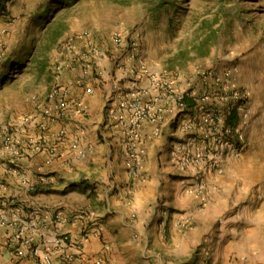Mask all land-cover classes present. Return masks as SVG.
Returning a JSON list of instances; mask_svg holds the SVG:
<instances>
[{"label":"rangeland","instance_id":"1","mask_svg":"<svg viewBox=\"0 0 264 264\" xmlns=\"http://www.w3.org/2000/svg\"><path fill=\"white\" fill-rule=\"evenodd\" d=\"M1 1L5 7L0 5V148L9 152L4 144L6 130L16 146L20 147L15 139L16 132L20 131L28 133L26 144L29 136L45 134L48 144L55 147L50 144L48 128L42 120L60 119L66 112L47 118L39 112L36 100L45 102L52 88L68 86L67 108L75 105L76 110L84 114L81 102L71 98L70 93L74 87L91 92L87 83L92 77L102 81L106 78L113 91L109 99L121 92L119 96L123 98L118 104L123 105L125 98H131L137 88L133 85L127 95L124 83L136 81L138 84L140 81L132 78L138 77L139 66L145 64L151 71L173 77L178 91L190 95L184 110H178L171 101L166 106L170 109L166 117L174 114L169 119V127H174L175 131L180 123L185 127L186 139L178 147L190 139L198 143L202 136L204 129L197 124L201 123L203 111L196 107L193 97L200 100L204 94L210 96L205 103L201 102L204 109L217 106L226 112V108H232L233 113L226 118L224 115L222 120L244 135L241 154L224 157L220 167L211 172L183 166L179 162L183 148H174V163L181 171L191 174L185 189L199 199L198 207L203 208L211 194L219 191L224 192L231 203L236 196L240 202L249 198L254 205L264 202V0ZM79 36L91 38L93 42L79 48L74 42ZM117 37L121 40L117 41ZM90 46L102 49V55H94ZM86 56L92 62L89 67ZM99 60L104 62L103 71ZM58 66H61L59 73ZM73 68H79L80 75L63 82L62 75ZM228 69H233L230 78L233 85L230 86L244 94L236 102L243 111L212 95L223 89L217 78L224 76V70ZM77 80L84 85L71 84ZM157 92L149 93V98L157 97ZM189 120L195 121L196 127L189 126ZM30 128L33 132H29ZM60 131V138L66 135V130L59 127L56 139ZM84 151L86 156L87 150ZM154 165L156 172H161L160 159ZM139 174L131 173L132 176ZM34 191L36 187L28 189V192ZM8 201L10 204L11 199ZM22 203L18 202V206L24 208L21 214H26L33 205L28 207ZM215 228L214 224L213 231ZM62 253L67 252H61V264ZM199 253L198 249L196 264H210L209 255L199 258ZM26 256L35 261L30 254L23 257Z\"/></svg>","mask_w":264,"mask_h":264},{"label":"crops","instance_id":"2","mask_svg":"<svg viewBox=\"0 0 264 264\" xmlns=\"http://www.w3.org/2000/svg\"><path fill=\"white\" fill-rule=\"evenodd\" d=\"M74 42L81 48L93 40L79 36ZM98 65L103 71L104 62L99 60ZM79 75V68H73L61 79L67 82ZM104 79L89 78L91 92L78 87L71 90L70 97L81 102L86 116L74 105L66 108L63 118L42 120L57 154L51 163H47L45 150H28L25 132L15 134L24 150L20 158L0 148V181L7 184L0 193V204L8 212L18 213H24L18 202L41 206L48 211L35 221L41 234L56 229L78 239L85 230L84 255L110 264H196L198 249V257L209 255L210 264H264V202L254 205L252 198L240 202L236 196L231 203L219 191L211 194L203 208L198 207L199 199L185 189L190 172L181 171L174 163V148L186 139L181 123L176 131L168 125L174 114L162 124L142 125L146 155L140 174L131 175L132 165L116 117L127 106L118 104L121 92L109 99L112 85ZM137 80L149 87L146 77ZM133 84L124 83L127 95ZM59 127L66 135L56 139ZM80 150H87L84 158L78 155ZM158 159L163 167L159 173L154 165ZM23 179L35 185L36 192H28ZM54 213L68 221L54 222ZM185 222L188 225H182ZM39 232L37 240L41 239ZM16 234L14 228L0 226V264H34L30 256L15 255L19 244ZM73 250L54 251L56 264H61V252ZM76 263L83 264L82 259Z\"/></svg>","mask_w":264,"mask_h":264},{"label":"built area","instance_id":"3","mask_svg":"<svg viewBox=\"0 0 264 264\" xmlns=\"http://www.w3.org/2000/svg\"><path fill=\"white\" fill-rule=\"evenodd\" d=\"M121 38L117 37V41ZM90 51L94 55H102V49L97 46H90ZM89 67L92 63L89 56L85 57ZM61 70V66H58V73ZM136 79H140L142 76L149 80V87H144L137 82H134L136 91H134L131 98L124 102L127 106L126 111H123L116 115L117 121L121 126V130L124 135V148L129 156L132 169V174H137L140 171L141 163L145 156L146 148L143 144V136L141 134V127L144 123H151L155 125L162 124L166 121V113L170 111L167 108V102L171 101L175 104L178 110H184L187 107V99L189 94L180 93L176 87L175 79L173 77L165 76L163 74L154 73L148 69L145 64H141L137 70ZM233 69L224 70V76L217 78L222 84V90L212 94L213 97L221 101L222 103H232V107L238 110L243 108L236 105L237 100L243 98L240 91L231 87L233 81L231 76ZM233 80V79H232ZM139 81V80H138ZM227 82V83H226ZM75 86H83L81 80L71 82ZM150 91H158L157 97L148 98ZM68 86L57 85L52 88L48 93L45 102H39L36 100V105L39 112L47 118H55L62 116L68 106ZM193 99L197 102L196 107L203 111L201 123L197 124L203 127V133L198 143L195 140L190 139L186 143L182 144L178 148H183L181 159L179 162L183 166H194L200 171L211 172L220 167V164L224 157H238L241 154L244 135L239 129L232 130L229 125H225L223 118L225 115H231L233 113L232 108H226V112L213 106L207 110L204 109L201 102H206L210 99V96L204 94L200 100L195 97ZM235 99V100H234ZM234 100V102L232 101ZM169 102V103H171ZM234 108V109H235ZM224 110V109H223ZM189 126H195V121H188ZM6 137H4V144L13 158H20L24 154L22 147L16 146L13 143L11 136L8 134V130L4 131ZM62 132H58V136ZM193 141V142H192ZM48 136H29L27 147L32 152L45 150L48 153L47 163H51L56 155L55 147L50 146ZM85 151L80 150L78 155L85 156ZM29 190H34L35 186L30 184L26 179H23ZM6 185L0 182V193L5 191ZM11 200L10 205L15 206ZM24 203V202H23ZM22 203V205H23ZM47 210L44 208L33 205L30 206L29 212L26 214L18 213L17 211L8 212L4 207L0 205V226H10L16 230V237L19 245L15 249V255L17 257H23L30 254L35 258L34 264H56L53 253L54 251L74 248L75 251L62 253V264H77L76 259L81 258L83 264H109L101 258H90L84 255L82 251L83 244L87 239L86 231H82V234L78 239L72 238L70 234L66 232H60L53 230L50 234H41L36 227L35 221H37L43 214H47ZM85 213V212H84ZM82 212L80 216H83ZM53 221L56 223H64L66 219L60 213H54ZM39 232L40 240H35V235Z\"/></svg>","mask_w":264,"mask_h":264},{"label":"trees","instance_id":"4","mask_svg":"<svg viewBox=\"0 0 264 264\" xmlns=\"http://www.w3.org/2000/svg\"><path fill=\"white\" fill-rule=\"evenodd\" d=\"M4 1V0H3ZM0 5L2 6V7H5V4H4V2H0Z\"/></svg>","mask_w":264,"mask_h":264}]
</instances>
